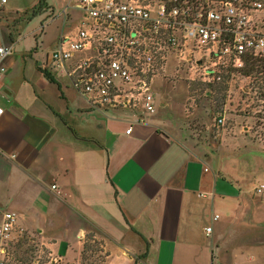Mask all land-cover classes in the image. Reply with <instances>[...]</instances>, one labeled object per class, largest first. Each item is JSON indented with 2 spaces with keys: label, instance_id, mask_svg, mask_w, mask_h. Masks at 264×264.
Listing matches in <instances>:
<instances>
[{
  "label": "crops",
  "instance_id": "0c3cea01",
  "mask_svg": "<svg viewBox=\"0 0 264 264\" xmlns=\"http://www.w3.org/2000/svg\"><path fill=\"white\" fill-rule=\"evenodd\" d=\"M40 1L0 10V46H13L0 79V223L17 213L14 255L82 264L92 235L102 264H264V178L253 181L264 158L214 145L213 157L193 114L94 108L68 75L86 53L64 68L52 56L91 19L80 0L33 13Z\"/></svg>",
  "mask_w": 264,
  "mask_h": 264
},
{
  "label": "built area",
  "instance_id": "2783aa9c",
  "mask_svg": "<svg viewBox=\"0 0 264 264\" xmlns=\"http://www.w3.org/2000/svg\"><path fill=\"white\" fill-rule=\"evenodd\" d=\"M6 3L0 2V10ZM78 9L92 22L73 35H62L52 56L64 68L77 53H86L68 75L99 110L155 114L154 78L170 58H184L188 87L199 82L206 91L250 78L252 73L245 72L249 61L264 62V0H80ZM12 53V45L0 46V79ZM226 110L215 127L224 125ZM51 188L62 195L57 182ZM255 190L264 193V182ZM17 219L16 212L8 211L0 223V264H29L10 249ZM206 230L210 233L212 227Z\"/></svg>",
  "mask_w": 264,
  "mask_h": 264
},
{
  "label": "rangeland",
  "instance_id": "374dc122",
  "mask_svg": "<svg viewBox=\"0 0 264 264\" xmlns=\"http://www.w3.org/2000/svg\"><path fill=\"white\" fill-rule=\"evenodd\" d=\"M184 62V58H170L164 70L154 78L157 109L166 112L174 110L181 116L193 114L192 119L195 118L203 126L207 138L221 155L246 149L252 155L264 158V98L259 91L264 74L252 72L250 78L237 79L231 87H220L207 96L199 82L191 84L200 85L197 91L188 88V64ZM162 100L167 102L166 106L161 105ZM225 108L224 125L214 128L216 118L223 115ZM245 125L249 127L247 130H244ZM237 163L241 168L248 166L243 160ZM256 170L253 181L264 178V169ZM18 259L31 264L34 256L31 254Z\"/></svg>",
  "mask_w": 264,
  "mask_h": 264
},
{
  "label": "trees",
  "instance_id": "16d2710c",
  "mask_svg": "<svg viewBox=\"0 0 264 264\" xmlns=\"http://www.w3.org/2000/svg\"><path fill=\"white\" fill-rule=\"evenodd\" d=\"M45 1L46 0H41L39 2V4L34 7L33 9H31V11L33 13H37L38 11H40L44 6H45ZM246 74L249 73H257V74H264V62L260 61L258 59L249 61L248 65H247V69H246ZM263 84H259V91L262 93L264 98V81H262ZM200 87V85L198 84H193L192 86H190V90L191 91H197L198 88ZM205 88H204V92L205 93ZM208 102V101H207ZM211 104V103H210ZM213 106V105H212ZM197 123V122H195ZM203 126L200 124H198L197 128L201 129V130H205L202 128ZM102 251L100 242L95 239L92 235H88L87 236V241L85 243V247L83 250V256H82V264H102L101 261V255L99 254ZM98 254V256H97ZM97 257V259H94V257Z\"/></svg>",
  "mask_w": 264,
  "mask_h": 264
},
{
  "label": "water",
  "instance_id": "95a60500",
  "mask_svg": "<svg viewBox=\"0 0 264 264\" xmlns=\"http://www.w3.org/2000/svg\"><path fill=\"white\" fill-rule=\"evenodd\" d=\"M213 92V89L210 87L207 91H206V95L207 96H211ZM249 127L247 125L244 126V130H247ZM204 148L209 152V154H211L213 157L218 155V151L213 147L212 144L209 143L208 140H206L204 142Z\"/></svg>",
  "mask_w": 264,
  "mask_h": 264
}]
</instances>
